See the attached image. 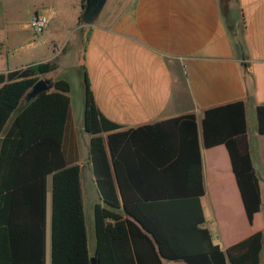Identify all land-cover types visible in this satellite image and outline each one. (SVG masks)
<instances>
[{"label":"trees","instance_id":"trees-1","mask_svg":"<svg viewBox=\"0 0 264 264\" xmlns=\"http://www.w3.org/2000/svg\"><path fill=\"white\" fill-rule=\"evenodd\" d=\"M228 1L220 0L222 12L235 34ZM85 5L80 0L78 22L96 15L85 19ZM57 67L52 59L0 72V264H46L49 207L50 264H91L92 255L98 264H261L264 204L244 100L208 107L199 119L186 113L123 128L99 109L83 65V127L101 199L93 206L89 252L81 167L68 165L63 151L70 84L44 78ZM40 78L50 89L26 100ZM255 115L257 132L264 134V103ZM200 138L204 148L225 146L248 223L262 216V229L224 250L204 226Z\"/></svg>","mask_w":264,"mask_h":264},{"label":"crops","instance_id":"crops-1","mask_svg":"<svg viewBox=\"0 0 264 264\" xmlns=\"http://www.w3.org/2000/svg\"><path fill=\"white\" fill-rule=\"evenodd\" d=\"M227 4L231 18L236 17L235 34L228 28L220 0H105L91 21L81 22L80 0L74 18L66 13L64 0H0V72L56 59L72 38L78 39L79 62L87 69L96 104L123 128L186 113L199 119L208 107L244 100L250 155L263 205L264 134L257 132L255 108L264 103V0ZM34 13L47 15L48 26L39 43L35 39L25 46ZM75 33L79 35L74 38ZM22 47L26 59L16 65L11 52ZM58 69L59 63L44 78H61L55 76ZM70 93L71 84L63 151L68 165H80L81 181L83 172L92 175L90 134L83 127L84 87L76 109ZM253 132L259 144L257 160L251 152ZM200 151L204 226L213 243L224 250L263 226L257 214L252 225L247 221L225 146L204 148L200 138ZM83 202L86 224L84 195ZM86 233L87 249L93 252L87 225ZM46 242V264H50V207ZM260 261L264 264V243ZM164 264L186 263L165 260Z\"/></svg>","mask_w":264,"mask_h":264},{"label":"rangeland","instance_id":"rangeland-1","mask_svg":"<svg viewBox=\"0 0 264 264\" xmlns=\"http://www.w3.org/2000/svg\"><path fill=\"white\" fill-rule=\"evenodd\" d=\"M64 6L67 14L71 13V17L74 18V15L76 14L75 11L77 10L79 6V0H64ZM40 7V6H38ZM54 32V30L52 31ZM42 33L33 34L32 30L29 29L30 37H25V46L29 45V43H33L35 39H38V43L41 41ZM55 35H59V32H54ZM78 33H75L74 38L78 36ZM31 40H30V39ZM73 38V39H74ZM28 39V40H27ZM40 39V40H39ZM37 41V40H36ZM78 39L75 41H72V38L70 39L69 43L67 44L65 50L59 54V56L55 59L57 63H59V69L55 73V76L61 77L66 79L71 84V98L73 106H75V109L80 107L82 97H81V89L83 90V66L80 64L79 59L81 50L78 45ZM76 43L77 45L73 44ZM60 46V45H59ZM26 52L27 50L23 49H17L15 51H12L11 53L14 55L15 60L14 64L21 65L24 64L26 59ZM11 54V55H12ZM13 60V58H12ZM256 132L250 133L251 135V152L253 154V158L257 160L259 151V144H258V138L255 137ZM253 134V135H252ZM81 183H82V189H83V195L85 200V213H86V225L88 230V236L90 240V247L91 243L94 242V220H93V206L94 203L98 201L99 196L96 189V186L93 182L92 175L88 174L86 172H83L81 176ZM206 217L210 218V209L209 206H206L204 208ZM259 218H262L261 215L258 216Z\"/></svg>","mask_w":264,"mask_h":264},{"label":"water","instance_id":"water-1","mask_svg":"<svg viewBox=\"0 0 264 264\" xmlns=\"http://www.w3.org/2000/svg\"><path fill=\"white\" fill-rule=\"evenodd\" d=\"M105 0H86V5L84 8V17L88 19L90 16L97 14L102 7V4ZM238 40V38H236ZM50 89V86L45 81V79L40 78L38 79L30 88V90L26 93V100L36 96L38 93L42 91H47ZM114 171V169H113ZM91 264H98L97 258L92 255L90 257Z\"/></svg>","mask_w":264,"mask_h":264},{"label":"built area","instance_id":"built-area-1","mask_svg":"<svg viewBox=\"0 0 264 264\" xmlns=\"http://www.w3.org/2000/svg\"><path fill=\"white\" fill-rule=\"evenodd\" d=\"M48 16L45 14L34 13L30 18V28L33 34L43 32L48 26Z\"/></svg>","mask_w":264,"mask_h":264}]
</instances>
